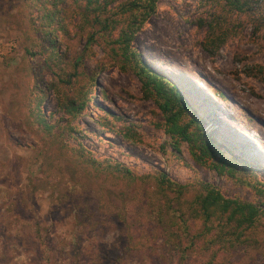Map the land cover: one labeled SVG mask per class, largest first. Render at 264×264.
Listing matches in <instances>:
<instances>
[{"label": "rangeland", "instance_id": "374dc122", "mask_svg": "<svg viewBox=\"0 0 264 264\" xmlns=\"http://www.w3.org/2000/svg\"><path fill=\"white\" fill-rule=\"evenodd\" d=\"M255 2L239 14L221 0H159L132 48L198 104L204 130L264 180V0ZM28 5L0 0V264H264L254 251L264 248L263 227L245 234L256 240L245 250L232 245L233 224L212 218L208 230L192 207L197 182L226 197L260 198L197 164L187 144L172 150L153 125L161 118L155 104L82 22V5L58 7L67 33L54 38L58 58L50 63L40 14ZM221 34L208 55L201 43ZM73 100L82 108L74 117L63 110ZM220 122L239 138L227 139ZM111 161L131 175L114 172ZM157 173L185 189L159 188Z\"/></svg>", "mask_w": 264, "mask_h": 264}, {"label": "trees", "instance_id": "16d2710c", "mask_svg": "<svg viewBox=\"0 0 264 264\" xmlns=\"http://www.w3.org/2000/svg\"><path fill=\"white\" fill-rule=\"evenodd\" d=\"M24 1L30 3L27 7L31 12L40 14L38 31L44 36L46 44L44 54L47 55V62L50 63L56 57L58 58L54 38L60 32L67 33L57 10L66 0ZM69 1L83 6L81 8L82 22L96 29L95 33L110 48L119 70L124 73L130 71L138 79L141 84V98L151 100L161 116L153 125L168 137L172 150L179 154L181 144H187L189 154L197 164L213 171L217 176L227 179L233 185H246L255 196L260 198V202L253 203L238 197H226L213 184L197 182L199 192L192 201V207L202 215V222L208 230L212 218H216V221L221 223L224 219L223 222L226 225L233 224L235 243L232 245L244 246L245 250V247L254 246L252 243L256 244V240L250 239L245 234H256L260 227L264 228V180L259 178L252 164L238 160L226 144L220 142L214 134L207 133L203 127V118H199L198 104L168 78L147 66L141 56L132 48L135 36L155 14L159 0H123L117 5L115 3L119 0ZM221 1L225 2V8L228 7L230 11L239 14L251 12L256 5L255 0ZM32 26L34 27L35 24L32 23ZM213 29L214 27L210 25L211 35ZM209 37H206V42L201 43V47L208 55L212 56L219 50L223 44L221 41L225 37L223 34L213 39ZM88 40L92 42L94 35L91 34ZM257 68L258 75L264 74V67L258 66ZM52 73L60 77L57 70ZM257 74L251 72V69L248 72L249 76ZM63 110L67 115L74 117L80 113L79 111H82V108L78 100H73L64 102ZM116 119L122 122L121 118ZM38 120L39 125L45 127V130L52 129L51 126H47L43 118H38ZM129 127L133 126L129 124ZM216 128L221 130L229 140L235 141L239 138L237 133L221 122L216 124ZM231 152L234 156L228 155ZM109 167L116 173L131 175L122 164L111 161ZM156 175L158 187L161 189L175 193H181L185 189L184 186L171 181L164 173ZM9 208L10 205L5 206L4 211L8 212ZM8 237L5 236L6 239ZM254 251L256 254L264 256V248L260 250L255 245Z\"/></svg>", "mask_w": 264, "mask_h": 264}]
</instances>
